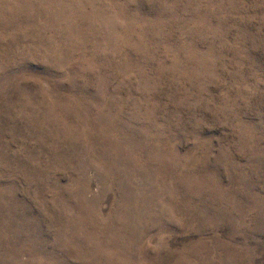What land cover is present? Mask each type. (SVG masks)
I'll use <instances>...</instances> for the list:
<instances>
[{
	"label": "rangeland",
	"instance_id": "1",
	"mask_svg": "<svg viewBox=\"0 0 264 264\" xmlns=\"http://www.w3.org/2000/svg\"><path fill=\"white\" fill-rule=\"evenodd\" d=\"M0 264H264V0H0Z\"/></svg>",
	"mask_w": 264,
	"mask_h": 264
}]
</instances>
